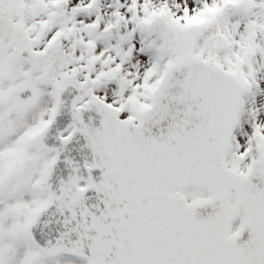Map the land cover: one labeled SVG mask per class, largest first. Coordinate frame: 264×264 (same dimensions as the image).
<instances>
[{
	"label": "snow or ice",
	"instance_id": "obj_1",
	"mask_svg": "<svg viewBox=\"0 0 264 264\" xmlns=\"http://www.w3.org/2000/svg\"><path fill=\"white\" fill-rule=\"evenodd\" d=\"M0 264H264V0H0Z\"/></svg>",
	"mask_w": 264,
	"mask_h": 264
}]
</instances>
